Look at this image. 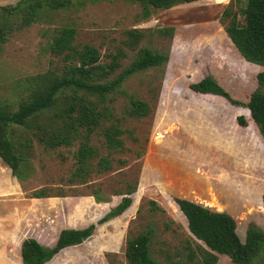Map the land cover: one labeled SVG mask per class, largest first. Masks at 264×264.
Returning <instances> with one entry per match:
<instances>
[{
	"label": "rangeland",
	"instance_id": "374dc122",
	"mask_svg": "<svg viewBox=\"0 0 264 264\" xmlns=\"http://www.w3.org/2000/svg\"><path fill=\"white\" fill-rule=\"evenodd\" d=\"M17 1L0 0V5ZM226 7L236 10V1L198 0L153 10L148 18H141L136 2L71 0L63 8H43L34 23L8 36L0 48V101L13 108L27 94L29 77L47 70L61 72L64 62L51 53L49 43L54 30L63 25L75 28L74 43L96 46L103 61L117 50L123 52L122 65L133 59L136 51L124 44L131 28L145 31L138 47L164 52L168 60L161 67L132 74L115 95L112 109L117 116H123L129 95L152 103V113L141 120L122 121L136 139L123 135L125 149L112 155L111 170L94 173L84 183L68 182L77 142L44 148L35 140L21 181L0 159V264H21L23 238L36 237L46 244L62 228L95 223L120 201L116 191L135 180L132 204L122 215L97 225L90 238L61 250L47 264H128L126 237L146 230L152 231L151 255L161 264H195L188 263L187 246L195 248L200 241L172 204L177 196L166 183L169 163L193 181L179 183V190L194 195L204 187L207 192L195 199L231 214L242 239L252 224L264 230V138L251 123L243 127L237 123V116L248 115L244 104L212 107L188 86L210 75L242 103L252 90H264L256 79L264 67L246 61L224 31L219 18ZM170 26L172 37L156 32ZM91 143L100 154L107 152L102 136L94 133ZM40 188L51 196L29 197ZM96 188L105 200L96 201L92 195ZM59 190L65 196H56ZM216 264L235 263L220 254Z\"/></svg>",
	"mask_w": 264,
	"mask_h": 264
},
{
	"label": "trees",
	"instance_id": "16d2710c",
	"mask_svg": "<svg viewBox=\"0 0 264 264\" xmlns=\"http://www.w3.org/2000/svg\"><path fill=\"white\" fill-rule=\"evenodd\" d=\"M141 6V18H148L153 10L168 9L177 4L198 0H127ZM237 9L224 8L219 18L233 46L248 62L264 67V0H235ZM71 0H18L13 5H0V48L15 30L30 26L39 17L43 8L58 9ZM174 28L160 27L156 32L172 37ZM75 28L60 26L54 30L49 49L61 57L64 64L61 72L47 70L29 77L27 94L16 108L0 101V159L10 168L11 174L22 180V168L36 140L44 148L71 146L77 142L73 153V166L68 182L84 183L94 173H105L113 168V154L124 151L126 134L132 139L133 129L123 128L127 117L141 120L151 115L152 103L128 96L123 116L113 112L114 97L123 82L132 74L163 66L168 55L147 47H138L145 31L131 28L126 31L124 44L136 54L126 65H122L123 52L109 53V61H103L96 46L89 43H74ZM260 86L264 85V71L256 74ZM196 94L213 95L225 99L232 105L248 109L247 117H236L240 126L251 123L256 134L264 138V90H252L245 103L233 99L230 94L210 75L189 85ZM153 98L156 97L153 94ZM20 127L25 128L20 131ZM30 133L23 140L20 135ZM103 137L106 153L91 143V136ZM20 136V137H19ZM120 164L125 160L117 159ZM137 182H128L124 190H117L120 201L110 208L95 223L83 227H66L58 233L52 245H44L35 237L21 241V264H46L61 250L76 246L94 233L96 226L122 215L132 204V195ZM99 188L92 195L96 201L105 200ZM56 196H65L59 190ZM47 189L40 188L29 194L31 198L49 197ZM176 210L187 221L190 234L200 243L195 248L187 246V260L195 264H216L218 255H226L235 264H260L264 261V230L256 224L246 228L244 239L237 233L235 218L226 211H217L193 200L173 197ZM152 204H155L152 202ZM151 230L128 235L124 255L128 264H161L150 252ZM257 258L260 261L256 263Z\"/></svg>",
	"mask_w": 264,
	"mask_h": 264
},
{
	"label": "crops",
	"instance_id": "0c3cea01",
	"mask_svg": "<svg viewBox=\"0 0 264 264\" xmlns=\"http://www.w3.org/2000/svg\"><path fill=\"white\" fill-rule=\"evenodd\" d=\"M202 96H204V97H202V99L205 102H207V105H210L212 107H215L216 105H220L223 108L224 107L229 108L231 106L230 103H228L225 99H223L221 97H216V96H213V95H202ZM172 164L171 163L166 164V168L168 167V170H166V173H165L166 176L168 177L167 180H166V183L169 182V185H170L171 190L174 193H176L175 195L177 197L187 198V199L193 200V201H195L197 203H200L198 200L195 199V196L197 195L199 197L198 193L205 194L207 192L206 189L204 187H202V192L200 190H197V192L194 195L185 194L186 193L185 191H187V190H185V191L179 190V183L184 182V184H186V181H187L189 184L192 185L193 184V181H191L190 177L185 176V175L184 176L181 175L182 173L179 171V169L176 168V166H178V165L175 166V165H172ZM200 204L206 206L204 203H200ZM53 240H55V239H53ZM53 242L54 241H52L50 243H46V244H44L42 242L41 243L44 244V245H52ZM20 245H21V243H20Z\"/></svg>",
	"mask_w": 264,
	"mask_h": 264
}]
</instances>
